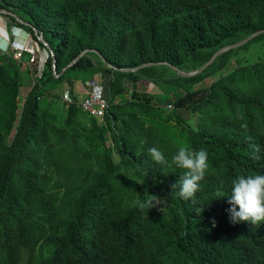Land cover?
<instances>
[{"label":"trees","instance_id":"trees-1","mask_svg":"<svg viewBox=\"0 0 264 264\" xmlns=\"http://www.w3.org/2000/svg\"><path fill=\"white\" fill-rule=\"evenodd\" d=\"M0 15L53 54L38 77L29 52L0 51V264H264V222L227 212L231 180L264 173V52L240 55L264 32L191 76L123 70H196L264 28V0H0ZM95 74L102 118L73 92ZM180 146L208 151L189 201L172 191Z\"/></svg>","mask_w":264,"mask_h":264},{"label":"clouds","instance_id":"clouds-1","mask_svg":"<svg viewBox=\"0 0 264 264\" xmlns=\"http://www.w3.org/2000/svg\"><path fill=\"white\" fill-rule=\"evenodd\" d=\"M18 27L13 25V27ZM21 28V27H20ZM23 29V28H22ZM0 34V51H7L9 44L14 42V33L6 30ZM14 39H11L9 37ZM5 43L3 46L2 43ZM154 162L166 163L164 153L158 147L149 149ZM171 163L177 168L184 169L182 177L172 185L173 195L185 201L192 200L200 189V181L208 168V151L205 148L195 149L180 146L171 155ZM229 196L230 207L227 209L229 219L233 223L250 222L259 224L264 222V173L237 175L231 180ZM223 197V195H217ZM153 200L137 199L135 206L138 210H150L154 207Z\"/></svg>","mask_w":264,"mask_h":264},{"label":"built area","instance_id":"built-area-1","mask_svg":"<svg viewBox=\"0 0 264 264\" xmlns=\"http://www.w3.org/2000/svg\"><path fill=\"white\" fill-rule=\"evenodd\" d=\"M13 28L18 30L17 32H13L15 35L14 41L16 43V45L13 47V57L15 59H21L25 50L33 52L32 49L33 45L35 47V43L33 42L32 37H30V34H28V32H26L24 29L16 26ZM48 52L53 55L51 50ZM40 76L41 75L38 77ZM81 94L82 96L79 99V105L81 109L90 116L102 118L108 107L107 99L103 93L102 80L94 75L93 77L84 81ZM64 98H67V93ZM167 107L170 109L172 108V105H167Z\"/></svg>","mask_w":264,"mask_h":264},{"label":"rangeland","instance_id":"rangeland-1","mask_svg":"<svg viewBox=\"0 0 264 264\" xmlns=\"http://www.w3.org/2000/svg\"><path fill=\"white\" fill-rule=\"evenodd\" d=\"M5 20H6V18L3 17L2 15H0V34H5V31L4 30H6V29H7V31L9 33H11V29H12L13 32H17L18 31V30H15L13 28V25L7 27V24H6V21ZM32 40L35 43V47L33 45V49H32L33 52H31L29 50H25V51L29 52L30 55H32L31 58H30L31 59V63L33 65V69H35L34 70L35 74L37 76H39L43 72L44 64L46 62V59H47V56H48V53L49 52H48V50L44 46L40 45V42L37 39H33L32 38ZM256 44H257L256 42H252L250 44V49L248 51L241 52L240 55L243 56V55H246L244 53H247V56L250 57L251 60L252 59H255L256 56L259 53H263L264 52V47L261 46V48L256 49L257 48V45ZM15 45H16V43L14 41L12 43V47H14ZM24 52H23V57H25L24 59H28V57L26 56V54ZM216 76H217V74H215L213 77H216ZM209 81H210V79H207L205 82L208 83ZM142 84H143V87H142L143 89H149V85H148L147 82L143 81ZM178 91H179L178 89L177 90L175 89V92H178ZM103 93H104V91H103Z\"/></svg>","mask_w":264,"mask_h":264},{"label":"water","instance_id":"water-1","mask_svg":"<svg viewBox=\"0 0 264 264\" xmlns=\"http://www.w3.org/2000/svg\"><path fill=\"white\" fill-rule=\"evenodd\" d=\"M2 12H4V13H9V14H11V12L10 11H7V10H1ZM264 32V28L263 29H260V30H257V31H254L253 33H251L250 35H248V36H246V37H244L243 39H241V40H239V41H237V42H234V43H232V44H229V45H227V46H224V47H221V48H219L218 50H216L214 53H213V55L209 58V60L206 62V63H204L200 68H198V69H196V70H193V71H188V72H186V71H183V70H179L177 67H175L174 65H172L171 63H168V62H166V61H159V62H146V63H143V64H141V65H139V66H137V67H135V68H132V69H123V70H125V71H127V70H137V69H139V68H141V67H146V66H150V65H154V64H166V65H168V66H170L171 68H173V69H175L180 75H182V76H191V75H194V74H196V73H198V72H200V71H202L208 64H210L212 61H213V59L218 55V54H220L221 52H223L224 50H226V49H228V48H231V47H238V46H240V45H242V44H244V43H246L247 41H249L251 38H253V37H255V36H257V35H259V34H261V33H263ZM35 37H37V40L41 43V44H43V46L48 50V51H50V46L48 45V43L45 41V39L41 36L42 34L41 33H38L37 31H35ZM93 49H89V48H87V49H84V50H82L80 53H79V55L75 58V59H73L70 63H68L67 65H65L63 68H62V70L58 73V74H56V70H55V67H54V65H53V73L55 74V76H59V75H61L68 67H70L71 65H73L74 63H75V61H77L84 53H86V52H89V51H92Z\"/></svg>","mask_w":264,"mask_h":264},{"label":"crops","instance_id":"crops-1","mask_svg":"<svg viewBox=\"0 0 264 264\" xmlns=\"http://www.w3.org/2000/svg\"><path fill=\"white\" fill-rule=\"evenodd\" d=\"M95 75L97 76V78L102 80L101 76L99 74H95ZM82 86H83V81L81 79L74 80L73 92H75V94L78 95L79 99L82 96V94H81ZM67 91H68V85L66 84V82H62L59 85H57L55 88L52 89V93L57 94L61 98L65 97Z\"/></svg>","mask_w":264,"mask_h":264},{"label":"bare ground","instance_id":"bare-ground-1","mask_svg":"<svg viewBox=\"0 0 264 264\" xmlns=\"http://www.w3.org/2000/svg\"><path fill=\"white\" fill-rule=\"evenodd\" d=\"M2 45H3V46L5 45L4 41H3Z\"/></svg>","mask_w":264,"mask_h":264}]
</instances>
